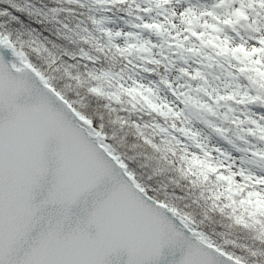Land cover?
<instances>
[{"label":"snow or ice","instance_id":"1","mask_svg":"<svg viewBox=\"0 0 264 264\" xmlns=\"http://www.w3.org/2000/svg\"><path fill=\"white\" fill-rule=\"evenodd\" d=\"M260 2L264 4V0ZM235 15L237 19L246 18L242 8ZM224 23L233 24L234 21L228 19ZM145 27L159 29L161 26ZM211 27L216 28L215 25ZM193 34L203 39L202 34ZM217 40V37H211L203 42L219 49L221 55L243 53L250 57L264 53V47L249 51L240 45L233 49L227 41L217 43ZM261 44H264V40ZM135 47L130 45L129 50ZM0 49H4L0 53V264H13L10 256L17 242L31 231L38 222L37 213L48 205L60 206L57 213L60 219L55 224L49 221V226L41 230L35 244L19 264H111L110 258L123 252H127L128 256L125 264H154L165 247L183 246L190 239L169 218V213L178 218L180 225L191 231L199 241V245L188 244L178 264H213L212 252L228 255L193 228L189 216L170 207L166 201L148 195L147 187L137 180L136 173L129 168L128 159L108 143L107 134L99 131L93 120L50 83L48 77L23 52L17 51L9 38H0ZM141 49L146 50L143 46ZM9 54L17 57L19 63L7 60ZM25 70L39 79L48 96L28 99L32 96L31 85L19 75ZM245 70L241 68V71ZM256 71L264 78V71L259 68ZM196 76L202 77V73L197 72ZM261 87H264V83H261ZM91 91L101 92L99 88ZM125 91L133 95L138 89ZM148 91L151 92V89ZM49 96L61 102L63 111L52 106ZM234 98L225 96L218 99ZM145 99L150 107L160 110L159 105L147 97ZM248 99L264 100V97ZM184 102L213 111L210 106L200 104L191 97ZM168 108L169 111L163 112V115H181L170 106ZM5 112L8 114L6 117L2 115ZM184 131L190 132L189 129ZM259 131L264 133V128ZM191 135L195 138L198 134ZM193 166L199 167V174L204 180L208 179L210 173L218 172L217 165L197 156L191 159L189 172H192ZM116 170L126 180L118 182V186L105 199L95 201L87 215L77 218L75 227L65 230V222L71 220L73 207L107 179H115L113 173ZM49 174L52 176L51 187L45 199L37 204L36 193L43 188ZM234 175L221 173L218 179L228 181L230 191H242L243 186L232 189L236 183ZM246 179L250 180L251 177ZM258 182L264 183V180ZM251 197L256 200L253 202ZM240 203H255L257 210L264 211V194L249 192L248 198ZM236 220L238 223L244 222L240 217H236ZM205 248L209 251H204ZM229 258L234 259V264H241L239 259Z\"/></svg>","mask_w":264,"mask_h":264},{"label":"rangeland","instance_id":"2","mask_svg":"<svg viewBox=\"0 0 264 264\" xmlns=\"http://www.w3.org/2000/svg\"><path fill=\"white\" fill-rule=\"evenodd\" d=\"M98 1L105 6L106 12L112 11L109 6L128 4L130 10L139 13L130 22L125 23L101 19L95 14L89 19V29L81 26L74 29L75 37L85 49L87 59L103 54L108 55L112 62L119 61L122 64L119 76L112 80L109 87L114 91L106 90L104 93L109 97L116 94L115 97H111L115 100L119 99L120 95H126L130 97L135 107H139L141 114L153 117L155 109L148 108L144 100L151 89L150 93L157 92L155 97L158 99L154 103L160 106V110L155 112H168L170 106L174 112L181 114L165 115L166 118L160 122L162 137H158L156 133V136L150 135L145 139L155 143L157 148L164 149V142L171 146L170 149L163 150L162 155L172 161L177 174L193 186L188 188V191L199 189L203 198L201 202L226 215L233 226L231 229L239 227L240 233L237 237L243 239L247 252L245 256L252 258L250 259L252 261L247 262L243 258L244 253L237 247L234 249L225 247L235 246V241L228 237L226 232L214 238L205 229L201 230L217 245L239 259L249 264H264V255L251 250L250 245L256 243L255 238L253 242L246 235L254 233L253 237L264 240V211L257 210L255 203H240L248 198L240 193L245 188L249 192L264 194V183L258 182L264 180V168L257 167L252 156L253 154L264 156V133L259 131L260 128H264V106L251 104L252 100L248 99L245 85L238 80L241 68L248 69V61L241 56L239 58L234 56L233 60L220 58L219 49L203 42L208 40L206 32L215 29L212 37H217L219 43L227 41L230 48L244 45L251 51L264 47V44H261L264 40V4L260 0H224V3H221V0ZM22 7L28 12L35 11V5L29 1ZM241 8L246 13V18L237 19L235 13ZM228 19L234 23H224ZM142 22L161 27L159 29L148 28L145 25L141 27ZM247 27H252L255 32L249 34ZM158 31L161 32L158 34ZM193 32L202 34L203 39ZM12 41L27 54L19 42L13 39ZM130 45L137 47L129 50ZM141 46L146 50H142ZM27 56L29 57V54ZM253 56L256 65L253 71L257 73V68L264 71V53H256ZM256 61L261 63H255ZM197 72L202 73V77H197ZM44 74L52 82L51 74ZM107 75L103 73L104 78L100 74L97 76L100 77V81L107 82L109 79ZM131 88L138 89V92L129 95L125 90ZM225 96L235 98L218 99ZM188 97L210 106L213 111L198 107L196 104H186L184 101ZM190 108L194 110L195 117L188 113L187 109ZM141 121L134 123L139 132H142L147 124L144 120ZM93 122L97 124L96 121ZM150 127L156 128L153 124ZM184 129H189L190 132L185 133ZM191 133L198 135L193 138ZM108 140H114L113 136H108ZM194 156L217 165L218 172L210 173L207 180L203 179L194 166L192 172H189V164ZM221 173L228 176L235 174L233 179L236 183L232 185V189L243 186V190L236 193L239 195H236L235 191H230L228 181L218 179ZM145 178L153 183L149 177ZM174 197L177 200L181 199L180 194H174ZM251 199L253 202L256 200L255 197ZM198 201L200 202V199ZM198 201L194 203L199 204ZM186 215L193 217L191 214ZM236 217H240L244 222L238 223Z\"/></svg>","mask_w":264,"mask_h":264},{"label":"trees","instance_id":"3","mask_svg":"<svg viewBox=\"0 0 264 264\" xmlns=\"http://www.w3.org/2000/svg\"><path fill=\"white\" fill-rule=\"evenodd\" d=\"M28 1L35 5L34 12H28L22 7ZM109 8L112 11L106 12L105 6L98 0H0V28L4 34L23 45L22 48L27 51L32 62L40 71L51 74V81L55 79L65 89L70 90L85 110H81L84 114L90 118H92L91 114H95L97 119H93L94 121L103 123L111 129L113 139L119 142L127 152L128 159L132 161V164H129L130 168L135 166L138 172L143 171L145 177H149L153 182L152 184L159 185L160 189L168 192L171 197H174V194H180V200L172 198L180 205L179 207L175 206L176 208L181 212H184L182 211L184 209L187 214L198 217L203 222V229L214 238H218L222 232H226L227 236L235 241V246L225 247L232 249L237 247L241 253H244L242 254L243 258L247 262H251L252 258L249 259L248 256H245L247 252L243 239L237 237L240 233L239 227L231 229L233 226L230 225V220L226 215L221 214L207 203L201 202L203 198L199 189L188 191L187 189L193 186L183 180L177 174L173 162L162 155V151L171 146L163 141L164 149L157 148L155 143L145 139L150 135L156 136V133L158 137H162L160 122L166 118L165 115L155 112L157 110L154 111L153 117L141 114L139 107L134 106L130 97L120 95V98L115 100L111 97H115L116 94L109 97L107 93H104L106 90L114 91L109 87L112 80L114 81L119 76L122 64L119 61L112 62L108 55L103 54L94 56L93 60L87 59L85 49L75 37L74 29H78V26L89 29V19L95 14L101 19L106 18L117 23L130 22L135 15H139V13L130 10L128 4H115ZM140 25L143 27L147 24L142 22ZM247 28L249 34L255 32L252 27ZM213 31L215 29L206 32L208 39L212 37ZM160 32L158 31V34ZM217 43H219L218 40ZM234 56H241L245 61H248V69L238 74V80L242 85H245L248 96L264 97V87H261L264 78L253 71L256 68L254 56H245L243 53L240 55L220 54V58L228 60H233ZM249 65L252 69L249 68ZM103 73L108 74L107 82L100 81V77L97 76L100 74L104 78ZM51 83L57 88V85ZM93 88H99L101 92L93 93L91 91ZM153 93L155 92L153 91ZM156 93L149 92L146 97L155 102L158 99L155 97ZM144 100L147 102L146 99ZM251 104L264 106V100H252ZM146 106L151 108L148 102ZM187 111L195 117L194 110L190 108ZM141 120L147 123L144 128L147 133L144 129L139 132L134 125L136 121L140 122ZM152 124L156 128L150 127ZM194 168L200 172L198 166H194ZM236 193L239 191H235ZM240 193L248 197L249 191L245 188ZM196 201L199 204L194 203ZM252 234L254 235V233ZM252 234L246 233L248 239L250 237L251 241L254 238L256 240L255 244L250 245L251 250L264 255V240L257 239ZM245 242L247 241L245 240Z\"/></svg>","mask_w":264,"mask_h":264},{"label":"water","instance_id":"4","mask_svg":"<svg viewBox=\"0 0 264 264\" xmlns=\"http://www.w3.org/2000/svg\"><path fill=\"white\" fill-rule=\"evenodd\" d=\"M4 37L9 38L11 43L15 46V49L17 51L23 52L26 58L29 59V61L32 63V61L27 56V54L23 50L18 48L17 45L12 41V39L8 35L1 32V29H0V38H4ZM3 51L4 49H0V53H2ZM6 59L9 61H15L19 63L18 58L14 56L12 57L11 54H9L6 57ZM19 75L22 76V78L25 79L31 85L32 96L28 97V99H33L36 96H48L49 95L47 91L44 89L39 79L36 78L30 71L25 70L24 72L19 73ZM49 99L51 100L52 106L55 109L63 111V106L61 102L55 100L54 98L50 96H49ZM2 115L6 117L8 114L7 112H5ZM66 115L68 116V118H71L70 114L66 113ZM73 123H75V121H73ZM108 143L111 144L109 140H108ZM252 156H253L255 165L257 167L264 168V156L257 155V154H253ZM118 172L119 170H116V172L113 173V176L115 177V179H107L98 188L93 189L91 193L86 194L84 197L81 198L80 203L77 206H74L72 209L71 220L65 222V225H64L65 230H68L69 227H75L77 218L87 215V212L91 211L93 207V203L95 201L105 199L110 194V192L113 190V188L118 186V182L122 183L123 181L126 180V177H123L122 175H118L117 174ZM51 180H52V176L51 174H49L46 181L44 182L43 188L37 191L36 196H35V202L37 204H39L47 196L48 189L51 187ZM169 206L173 207L171 205ZM59 207H60L59 205H48L46 207H43L37 213L38 222L34 224L33 228L27 235L23 236L17 242L10 256V260L13 262V264H19V261L23 259L25 253L28 252L35 244L36 237L39 235L41 230L49 226V221H51L52 224H55L56 221L60 219V217L57 215ZM179 212L181 214H184L180 210ZM168 215H169V218L173 219V222L176 223L178 227H180V229L184 232V235L186 237H189L190 239L183 246L175 245V246L165 247L163 249L161 257L157 261H155L154 264H178L179 260L181 259L185 250L187 249L189 243L192 245H199V241L197 237L193 236L191 231H189L188 229L183 228L180 225V221L178 220V218L172 217L170 213ZM41 217L42 219H40ZM197 231L203 233L205 237L207 238V240L210 241L212 244H214L216 248L228 254L226 256V255L220 254L219 252H212L211 255L213 257V264H234V259H230L229 257L239 259L238 257L234 256L233 254L229 253L228 251H226L225 249L217 245L206 232H204L201 229H197ZM204 251L207 252L209 250L205 248ZM110 259H111V264H125V262L128 259L127 252H123L119 254V256H112ZM239 260L241 261V264H249L241 259Z\"/></svg>","mask_w":264,"mask_h":264},{"label":"clouds","instance_id":"5","mask_svg":"<svg viewBox=\"0 0 264 264\" xmlns=\"http://www.w3.org/2000/svg\"><path fill=\"white\" fill-rule=\"evenodd\" d=\"M21 47H23V45H22ZM45 71H47V69H45ZM52 82H53L55 85H57V89H58L59 91H61V92L66 96V98H68L71 102H73L74 105H75L78 109H80V110H82V111H85V110L82 108V106L79 104V102H78V100L76 99V97L73 96V95L71 94L70 90L65 89V88L63 87V85H62L59 81H57V80H55V79H53ZM91 117H92V119H94V120L97 119V117L95 116V114H91ZM96 127H97V129H98L99 131H101V132L107 134L109 137L111 136V129L108 128V127H106L103 123H99V122H98V123L96 124ZM109 142L113 145L114 150H115L118 154H121V155H123L125 158L128 159V154H127V152L125 151L124 148L121 147V145L119 144L118 141H116V140H110ZM170 159H171V158H170ZM128 163H129V164H132V161L128 159ZM130 169L133 170V171L136 173L137 180H138L139 182H141L145 187H147V189H148V195L152 196L154 199L166 201V202H167L169 205H171V206H177V207L180 206L176 201H174V200L172 199L171 195H170L168 192L161 190L160 187H159V185H155V184H152V183H150L149 181H147L146 178H145V174H144L143 171L137 172L135 166H133V167L130 168ZM182 211H184L185 214H187V212H186L184 209H182ZM190 218H191V221H192V225H191V226H192L193 228H196V229H202V228H203V222H202L198 217L193 218V217L190 216Z\"/></svg>","mask_w":264,"mask_h":264}]
</instances>
